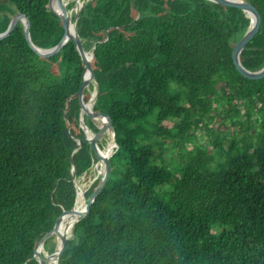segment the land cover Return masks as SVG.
Listing matches in <instances>:
<instances>
[{
	"label": "trees",
	"instance_id": "obj_1",
	"mask_svg": "<svg viewBox=\"0 0 264 264\" xmlns=\"http://www.w3.org/2000/svg\"><path fill=\"white\" fill-rule=\"evenodd\" d=\"M248 1L262 23L241 60L258 70L264 0ZM19 11L29 17L36 45L50 48L63 37L49 0H0V32ZM249 25L242 9L210 0L84 4L77 27L85 48L95 46L94 110L111 117L119 147L106 185L76 223L59 264H264V78L244 77L232 58ZM83 71L72 40L43 57L21 22L0 39V264H39L37 242L75 204L72 167L81 177L97 161L79 123ZM218 116L248 131L241 139L249 142L247 153L234 154L241 145L235 138L223 146L230 136L209 125ZM166 120L176 126L168 128ZM85 121L98 130L87 115ZM197 130L214 136V150L186 149L176 175L155 162L157 138L185 144ZM76 138L82 146L74 152ZM173 179L172 189L158 191Z\"/></svg>",
	"mask_w": 264,
	"mask_h": 264
},
{
	"label": "water",
	"instance_id": "obj_2",
	"mask_svg": "<svg viewBox=\"0 0 264 264\" xmlns=\"http://www.w3.org/2000/svg\"><path fill=\"white\" fill-rule=\"evenodd\" d=\"M88 1L89 0H73L74 4L72 8H68L69 4L65 3L64 0H49V7L55 14H57L60 17L65 30L61 40L53 47L43 48L34 43L30 31L31 21L29 17L21 11L13 15L8 28L5 31L0 32V39H4L9 35H11L16 25L19 22H21L23 24L24 33L29 45L37 54L43 57H50L56 55L70 40H72L74 41L75 48L78 51L84 65V71L82 75L83 81L82 84L80 85L78 92L76 93L80 101L79 123L81 128L83 129L86 139L91 144L96 154L97 167H99V174L97 179L99 178L100 181L89 198H87L85 194V207L79 210L76 208L78 194H79V187H78L79 184L75 172V166L72 167L73 180L75 186L77 187V197L75 200V204L73 208L63 210V212L57 218L54 227L50 231L45 233L37 242L34 249L33 258L39 264H59L60 258L66 248L67 240L74 235L76 223L81 218H84L89 214L91 207L96 200V197L100 194V192L106 185L111 172L110 158L114 154L115 150L119 147L116 138V131L111 117L104 112L94 110V104L99 92V84L96 79L95 71L93 68L95 46H93L92 50H87L85 48L84 46L85 40L83 37H81L77 27L80 10L84 6V4ZM210 1H213L221 5L238 7L243 11H245L247 16L250 18L249 27L247 28L243 36L234 45L232 58L237 70L244 77L248 79L264 78V66L258 70H251L247 68L241 60V54L243 50L260 30L262 17L257 7L248 0H210ZM72 13H74V15H72ZM92 83L94 84V90L92 91L90 98L86 101L85 91L90 87ZM85 115H87L90 119H92V121L98 127L97 131L93 130L86 123ZM108 134H110V138L113 141V147L110 150L105 151L106 146L105 147L101 146V142L103 138ZM76 139L78 142V146L75 148L74 152L77 151L82 146V140L80 138H76ZM66 216H70L74 219V222L72 223L73 229L70 235L68 232H64L60 228L61 223ZM50 238L53 239L58 238L59 240L58 243H56L55 249L51 252H49L46 249V241Z\"/></svg>",
	"mask_w": 264,
	"mask_h": 264
},
{
	"label": "rangeland",
	"instance_id": "obj_3",
	"mask_svg": "<svg viewBox=\"0 0 264 264\" xmlns=\"http://www.w3.org/2000/svg\"><path fill=\"white\" fill-rule=\"evenodd\" d=\"M69 5H73V1L70 2ZM70 8H72V6H70ZM72 15H74V13H72ZM93 90L92 88L91 89L88 88V91H89L88 93L90 96ZM219 108H221V106H219ZM214 115H216V112H214ZM222 122L225 124H223ZM164 125L167 126L168 128H171V127L176 126V122L175 120H166L164 121ZM209 125L210 127L212 126L214 128H217L220 132L222 131L225 135L227 134L230 136V139L226 137L225 140L223 141L224 147H227L230 143L229 141L233 140V138H235L238 144H241L237 146V149L234 151V154L238 152H246V153L248 152L245 144L249 142L247 140H245L243 143L241 142V139L243 138V136H245V134L248 133V131H246L245 129H242L241 126L239 125L233 126L231 119H228L227 117L224 118L223 116H218L217 121L213 119L211 120ZM196 133H197V136L194 138V141L186 142L185 144L183 142H179L178 140L174 138H162V137L157 138V140L161 141L162 143L161 144L158 143L157 146L155 147V150H157L156 151L157 153L155 156L156 158L155 162L158 163L159 165L164 166L166 169L170 170L173 173V175H176L177 173H180V169H182V167L186 163V161H184V157H185L184 153L186 152V149H193L194 146H199V145L205 146L206 145L210 150H214L213 144L211 143V141H213V138H214L212 134H208L205 130H197ZM249 133L252 135L254 134L253 130H249ZM109 139H110L109 135H106L103 138L102 141L104 142V147L107 145ZM186 146L187 148H183ZM207 154L210 155L212 153L209 152ZM216 155L217 156L215 157L216 158L215 161L221 160L220 159L221 157H219L220 154L218 153ZM207 166L209 168L214 167L210 165H207ZM98 170H99V167H97V161H96L94 165L91 167V169L86 174L82 175L81 177H77L78 183L89 184L86 191L89 189L91 183L95 179H97L98 174H99ZM173 184H174V179L172 180L171 183L165 185L163 188H161L158 191L160 192L168 191L172 189ZM56 243L57 242L55 238L52 239L46 246V249L49 252L53 251L52 247L56 245Z\"/></svg>",
	"mask_w": 264,
	"mask_h": 264
},
{
	"label": "bare ground",
	"instance_id": "obj_4",
	"mask_svg": "<svg viewBox=\"0 0 264 264\" xmlns=\"http://www.w3.org/2000/svg\"><path fill=\"white\" fill-rule=\"evenodd\" d=\"M65 3L69 4L70 2H72L73 0H64ZM109 137H110V134H108ZM113 147V141L112 139L110 138L108 140V143L105 147V151H108L110 150L111 148ZM99 171V170H98ZM79 184V194H78V199H77V205H76V208L81 210L84 208V202H85V198H84V195H85V191L86 189L88 188V185L89 184H85V183H78ZM74 222V219L72 217H66L64 218V220L62 221L61 223V230L64 231V232H68L69 235L71 234L72 232V229H73V226H72V223ZM56 242L58 243V238H55Z\"/></svg>",
	"mask_w": 264,
	"mask_h": 264
}]
</instances>
